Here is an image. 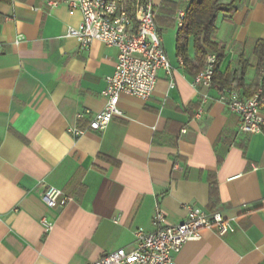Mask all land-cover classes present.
Masks as SVG:
<instances>
[{
	"label": "crops",
	"instance_id": "1",
	"mask_svg": "<svg viewBox=\"0 0 264 264\" xmlns=\"http://www.w3.org/2000/svg\"><path fill=\"white\" fill-rule=\"evenodd\" d=\"M191 1L151 0L171 77L160 70L146 100L123 94L124 115L95 131L119 49L99 40L85 49L68 36L82 14H70L67 0H0V264H89L133 249L135 229L152 230L157 207L178 224L188 206L221 212L234 231L204 229L171 264H264V125L241 131L220 89L196 86L180 63L178 16ZM220 3V71L234 72L243 55L250 85L264 0ZM189 55L196 63L193 40ZM50 185L70 197L65 206L46 204Z\"/></svg>",
	"mask_w": 264,
	"mask_h": 264
},
{
	"label": "built area",
	"instance_id": "2",
	"mask_svg": "<svg viewBox=\"0 0 264 264\" xmlns=\"http://www.w3.org/2000/svg\"><path fill=\"white\" fill-rule=\"evenodd\" d=\"M57 4V1L52 2L54 6ZM67 4L70 14L77 11L82 14L81 23L78 27H69L68 36L76 37L85 49L94 40L119 49L115 71L106 78V105L94 114L90 122L92 130H104L114 117L124 115L120 108L123 94L146 100L155 91L160 70L171 77L172 66L156 22V10L151 0H67ZM185 15L184 11L179 14V26L183 25ZM22 38L19 35L16 43ZM179 61L184 64L182 57ZM216 61L215 54L209 55L193 83L204 88L217 86L221 102L239 115L240 130L262 132L264 85L251 97L233 87H222L214 81ZM81 116L82 113L79 114ZM83 133L82 130H74L75 136ZM43 199L49 207L55 208L65 206L70 197L62 189L50 185L43 192ZM42 222L47 230L53 228V223L46 218ZM152 226V230L144 227L135 229L133 249L106 252L89 264H171L187 242L202 238L204 229L216 227L219 234L234 231L232 222L221 212L209 213L192 206H188L186 219L178 224H170L164 211L157 207Z\"/></svg>",
	"mask_w": 264,
	"mask_h": 264
},
{
	"label": "trees",
	"instance_id": "3",
	"mask_svg": "<svg viewBox=\"0 0 264 264\" xmlns=\"http://www.w3.org/2000/svg\"><path fill=\"white\" fill-rule=\"evenodd\" d=\"M166 4L163 3V6ZM221 9L220 0L191 1L186 9L184 23L177 29V57H182L184 64L189 66L190 72L196 75L205 66L208 56L215 54L217 57L215 83L222 87H233L243 91L245 96L251 97L260 86L264 85V75L261 73L264 69V39H258L254 47L256 76L252 84L247 85L245 82L251 64L243 55L238 58V69L234 72L228 69L222 73L220 66L226 57V51L215 40L217 12ZM191 40H193L196 63L191 61L189 55Z\"/></svg>",
	"mask_w": 264,
	"mask_h": 264
}]
</instances>
